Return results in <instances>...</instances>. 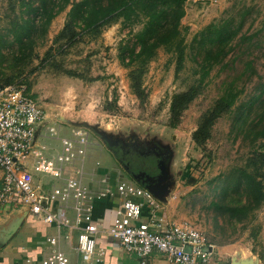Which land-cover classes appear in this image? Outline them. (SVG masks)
I'll list each match as a JSON object with an SVG mask.
<instances>
[{
    "label": "rangeland",
    "instance_id": "rangeland-1",
    "mask_svg": "<svg viewBox=\"0 0 264 264\" xmlns=\"http://www.w3.org/2000/svg\"><path fill=\"white\" fill-rule=\"evenodd\" d=\"M184 7L183 67L176 72L173 53L157 48L143 78L147 98L140 103L119 55L127 46V60L141 23L118 20L98 33L77 28L80 35L69 45L56 41L68 7L51 20L44 37L38 35L24 49L21 59L20 44L10 31L21 33L13 23L26 17V5L24 0H0V81L23 78L50 117L46 126L58 129L59 135L68 134L65 128L70 126L87 127L91 145L104 147L95 150L99 167L116 169L128 180L131 174L148 175L166 186L160 204L176 221H189L206 234L226 264H264V200L256 207L251 203L246 216L231 210L249 201L239 172L246 168L254 173L247 164L255 151L264 150V0H186ZM209 26L211 32L222 31L221 42H201ZM205 59L211 67L200 94L179 125L168 127L170 97L196 84ZM230 82L239 91L231 111L215 122L205 145L196 147L191 133ZM114 99L117 108L107 110ZM49 142L42 141L58 152ZM256 227L254 241L249 233Z\"/></svg>",
    "mask_w": 264,
    "mask_h": 264
},
{
    "label": "built area",
    "instance_id": "built-area-1",
    "mask_svg": "<svg viewBox=\"0 0 264 264\" xmlns=\"http://www.w3.org/2000/svg\"><path fill=\"white\" fill-rule=\"evenodd\" d=\"M47 121V112L24 83L0 86L1 207L18 199L41 222L78 229L76 249L80 259L98 262L94 258L95 236L100 229L91 220L92 202L116 195L121 203L105 233L127 254L135 255L138 264H149L153 251L174 264H210L214 246L207 243L202 231L189 221L174 222L160 214V203L144 187L117 181L98 192L88 189L81 176L91 145L89 129L69 125L68 134L59 135L58 129L46 126ZM44 137L57 139L59 151L50 153L39 140ZM31 173L50 176L60 184L41 192L32 185ZM47 203H55L56 208ZM68 209L73 210L72 221L65 214ZM46 241L57 243L55 237ZM32 264H69V259L61 250L53 249Z\"/></svg>",
    "mask_w": 264,
    "mask_h": 264
},
{
    "label": "trees",
    "instance_id": "trees-1",
    "mask_svg": "<svg viewBox=\"0 0 264 264\" xmlns=\"http://www.w3.org/2000/svg\"><path fill=\"white\" fill-rule=\"evenodd\" d=\"M185 2L186 0H24L26 17H21V23L18 21L13 23L21 33L14 29L10 32L13 40L20 44L22 59L24 49L31 48L34 38L38 35L44 37L51 20L68 7L65 23L58 33L56 41L65 40L69 45H72L80 35L77 28H81L82 32L85 30L86 33H98L101 28L118 20L127 24L141 23V28L134 33V45L128 52L127 60L124 55L125 50L128 49L127 46L121 47L122 54L119 55V59L121 64L129 69L127 78L132 94L140 103H143L147 98L143 87V78L147 64L156 55L157 48L163 47L166 51L173 53L176 60V72H179L183 67L185 48L180 30V20L185 15ZM31 14L33 17H30ZM211 31L212 27L210 26L204 29L200 39L202 43L214 40L221 42L222 31L217 29ZM212 33H216L215 37L212 36ZM230 37L228 36L226 40H229ZM135 46L138 48L137 51H135ZM210 67V60L205 59L204 64H201L200 76L196 84L172 94L168 104L166 124L168 127L176 128L179 125L183 112L200 94ZM68 74L75 75L70 72ZM1 76L4 74L1 73ZM15 76L8 77L6 80L2 77L4 80L0 81V86L24 83L30 91L23 78L16 80ZM233 84L235 83H228L224 87L223 94L201 114L196 128L191 133V139L196 147L205 145L215 122L231 111L239 93ZM32 97L35 98L33 94ZM115 102V99L108 101L106 109H116ZM250 161L251 163L247 165L253 167L254 173L247 171L246 168L241 169L239 180L243 182L251 197L247 203L238 204L231 209L234 213L245 216L249 214L251 203H254L253 207H256L264 200V150L255 151ZM257 231L258 227L252 228L249 233L250 238L254 241L257 239ZM205 238L208 244H214L209 241L207 235Z\"/></svg>",
    "mask_w": 264,
    "mask_h": 264
},
{
    "label": "crops",
    "instance_id": "crops-1",
    "mask_svg": "<svg viewBox=\"0 0 264 264\" xmlns=\"http://www.w3.org/2000/svg\"><path fill=\"white\" fill-rule=\"evenodd\" d=\"M49 120V115L47 114ZM60 121V118H58ZM62 121V120H61ZM69 125V124H68ZM68 133L69 129L65 128ZM40 142L50 141L59 150V141L55 138H39ZM104 149L102 146L90 145L83 163L82 183L91 191H100L106 184L114 186L117 181H130L138 186L129 177L128 179L120 178L116 169L99 167L100 162L95 158V150ZM50 153H55L48 147ZM116 161V159H114ZM118 161V160H117ZM116 161V162H117ZM46 175L31 174L32 185L41 192L47 193L52 186L59 185L60 182L52 177L44 179ZM156 199V198H155ZM159 203L165 200H158ZM121 198L118 196L98 198L92 202L91 220L100 229L96 238V253L94 260L84 262L76 249V236L78 229L74 227H58L54 224L41 222L33 216L26 207L21 206L18 199L6 207L0 206V264H32L38 262L43 256L49 254L53 249L61 250L69 259V264H138L135 255L127 254L119 245L118 241L112 239L105 233V229L110 225L119 208ZM165 203V202H164ZM163 203V204H164ZM53 209L55 203H47ZM161 205L159 213L167 219L176 221L172 218L166 205ZM66 216L72 221L74 213L72 209L65 212ZM144 214L142 215V219ZM55 237L57 243L50 245L46 239ZM217 247H213L210 264H226L225 261L217 256L219 253ZM211 259V258H210ZM149 264H174L164 255L153 251L148 257ZM213 261V262H212Z\"/></svg>",
    "mask_w": 264,
    "mask_h": 264
},
{
    "label": "water",
    "instance_id": "water-1",
    "mask_svg": "<svg viewBox=\"0 0 264 264\" xmlns=\"http://www.w3.org/2000/svg\"><path fill=\"white\" fill-rule=\"evenodd\" d=\"M85 127V126H83ZM87 128V127H86ZM88 129V128H87ZM157 180V179H156ZM142 186L147 189L156 199L162 201L165 199V193L168 192V188L166 186H161L158 183V180L155 181V178L146 175L144 178V183L142 184ZM231 264H251L248 262H243L242 260L238 261H233L231 262Z\"/></svg>",
    "mask_w": 264,
    "mask_h": 264
},
{
    "label": "flooded vegetation",
    "instance_id": "flooded-vegetation-1",
    "mask_svg": "<svg viewBox=\"0 0 264 264\" xmlns=\"http://www.w3.org/2000/svg\"><path fill=\"white\" fill-rule=\"evenodd\" d=\"M131 176H132V177H131ZM131 176H130L131 179L134 180L137 184H139V183L142 182V181L144 182V176H138L137 178L135 177V174H134V177H133V174H131ZM135 178H136L137 180H136ZM138 181H140V182L138 183Z\"/></svg>",
    "mask_w": 264,
    "mask_h": 264
}]
</instances>
